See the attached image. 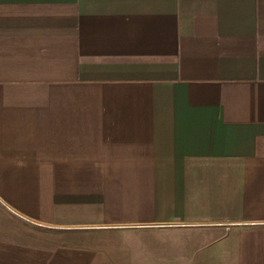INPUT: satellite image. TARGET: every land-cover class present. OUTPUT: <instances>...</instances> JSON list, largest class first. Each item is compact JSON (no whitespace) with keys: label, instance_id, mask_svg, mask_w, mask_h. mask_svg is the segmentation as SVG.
Masks as SVG:
<instances>
[{"label":"crops","instance_id":"crops-1","mask_svg":"<svg viewBox=\"0 0 264 264\" xmlns=\"http://www.w3.org/2000/svg\"><path fill=\"white\" fill-rule=\"evenodd\" d=\"M0 264H264V0H0Z\"/></svg>","mask_w":264,"mask_h":264}]
</instances>
